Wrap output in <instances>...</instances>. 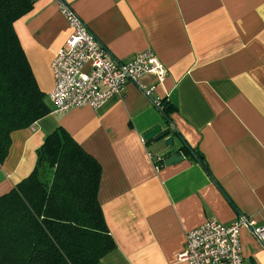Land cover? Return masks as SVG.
<instances>
[{"label":"crops","instance_id":"0c3cea01","mask_svg":"<svg viewBox=\"0 0 264 264\" xmlns=\"http://www.w3.org/2000/svg\"><path fill=\"white\" fill-rule=\"evenodd\" d=\"M34 1L14 28L51 113L12 134L0 197L61 127L102 168L98 200L116 248L101 264H187L178 260L186 234L208 220L244 215L264 226V0ZM60 1L116 59L154 52L168 71L154 97L172 106L171 124L132 83L99 108L54 111L51 64L70 34ZM157 127L173 132V147L144 139ZM170 150L184 159L166 165ZM240 240L245 264H264L253 233L242 229Z\"/></svg>","mask_w":264,"mask_h":264},{"label":"trees","instance_id":"16d2710c","mask_svg":"<svg viewBox=\"0 0 264 264\" xmlns=\"http://www.w3.org/2000/svg\"><path fill=\"white\" fill-rule=\"evenodd\" d=\"M34 3L0 0V167L12 134L51 113L14 28ZM162 111L171 123L172 106ZM181 150L203 163L184 140ZM101 175L63 128L49 135L34 171L0 197V264H101L116 248L98 200Z\"/></svg>","mask_w":264,"mask_h":264},{"label":"built area","instance_id":"2783aa9c","mask_svg":"<svg viewBox=\"0 0 264 264\" xmlns=\"http://www.w3.org/2000/svg\"><path fill=\"white\" fill-rule=\"evenodd\" d=\"M60 12L68 23L70 34L51 64L54 89L49 100L55 112L99 108L112 97L121 96L129 83L136 85L154 106L163 109L160 98L154 96L168 71L151 49L120 61L68 4L60 1ZM150 76L155 82L144 84L143 80ZM242 229H253V235L264 248V226L240 215L229 225L208 220L187 233L178 260L187 264H245L240 240Z\"/></svg>","mask_w":264,"mask_h":264},{"label":"water","instance_id":"95a60500","mask_svg":"<svg viewBox=\"0 0 264 264\" xmlns=\"http://www.w3.org/2000/svg\"><path fill=\"white\" fill-rule=\"evenodd\" d=\"M164 115V113H162ZM164 118L166 122L168 123L167 117L164 115ZM171 124V123H168ZM144 139L147 141H154L159 142L161 140H165V145L168 148H171L174 146V138L171 136V130H164L162 127H157L154 130L150 131L148 134L144 136ZM183 143V142H182ZM161 160H165L166 165H171L174 163L181 162L184 157L181 155L180 152L175 153L173 150H170L163 154L160 158ZM251 232H253V229H249Z\"/></svg>","mask_w":264,"mask_h":264}]
</instances>
